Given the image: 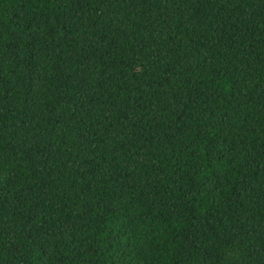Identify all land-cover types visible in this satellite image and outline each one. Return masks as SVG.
Instances as JSON below:
<instances>
[{"label": "trees", "instance_id": "16d2710c", "mask_svg": "<svg viewBox=\"0 0 264 264\" xmlns=\"http://www.w3.org/2000/svg\"><path fill=\"white\" fill-rule=\"evenodd\" d=\"M0 264H264V0H0Z\"/></svg>", "mask_w": 264, "mask_h": 264}]
</instances>
